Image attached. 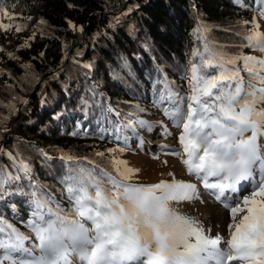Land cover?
Masks as SVG:
<instances>
[{"label":"snow or ice","instance_id":"6c2138e0","mask_svg":"<svg viewBox=\"0 0 264 264\" xmlns=\"http://www.w3.org/2000/svg\"><path fill=\"white\" fill-rule=\"evenodd\" d=\"M256 2L264 19V0ZM0 13L15 19L3 6ZM242 23L253 27L241 47L264 53V32L255 17ZM0 29L10 30L11 24L0 22ZM200 39L203 49L193 50L186 69L188 95L177 98L164 81L155 104L180 129V148L172 149L171 155L182 157L186 171L213 190L228 211L227 237L222 232L212 235L199 217L180 210V204L200 199L196 184L177 180L173 173L171 180L137 183L132 176L139 169L118 155L127 148L117 147L105 150L111 156L104 165L88 157L62 156L73 162L61 178L70 207L53 205L52 198L35 186L29 233L0 217V264H264V144L259 143L264 138V58L228 54L206 35ZM239 61L249 75L247 81L240 75ZM166 102L170 106H163ZM106 112L121 115L111 106ZM135 126L151 133L163 122L137 116L125 125ZM144 142L141 137V145ZM8 155L18 172L30 174L24 160ZM95 155L105 157V152ZM19 178L0 169V188ZM242 182H248L251 191L241 196Z\"/></svg>","mask_w":264,"mask_h":264},{"label":"trees","instance_id":"16d2710c","mask_svg":"<svg viewBox=\"0 0 264 264\" xmlns=\"http://www.w3.org/2000/svg\"><path fill=\"white\" fill-rule=\"evenodd\" d=\"M0 6L28 20L0 60L1 86L12 92L0 87V169L20 177L0 188V217L25 233L35 186L53 205L70 207L61 178L73 162L62 156L104 165L111 156L106 149L128 153L137 133H148L125 127L129 119L160 121L155 101L164 81L177 98L188 95L186 69L193 50L203 49L202 35L225 53L234 46L232 55L249 48L264 58L241 47L253 27L243 21L255 17L264 25L256 0H0ZM109 106L121 115L107 113ZM132 112L137 116L127 115ZM9 153L30 166L29 175L17 171Z\"/></svg>","mask_w":264,"mask_h":264},{"label":"rangeland","instance_id":"374dc122","mask_svg":"<svg viewBox=\"0 0 264 264\" xmlns=\"http://www.w3.org/2000/svg\"><path fill=\"white\" fill-rule=\"evenodd\" d=\"M27 21L28 20L6 18L3 17V13H0V22L11 24L10 30L5 31L0 29V60L3 58L2 55L6 52L5 50L9 48L8 42H14L17 38L20 39L23 37V25H26ZM29 22L32 24L33 20H29ZM16 27H20L22 30L17 32L15 30ZM259 31L264 32V25H260ZM233 44L240 47L238 40ZM230 50H235V47L232 46ZM230 50L226 51V53L231 54L232 52ZM245 50H249V48H241L236 54L255 56L252 53L245 52ZM256 56L261 57L260 55ZM238 66L241 69L240 73L249 77L247 71L244 70L243 61H239ZM2 81L3 77L0 76V87L2 90H5L1 86ZM260 86V84H257V87ZM4 92L8 95L12 93L9 90H5ZM163 106L170 105L166 102ZM157 118L163 122V126H156L151 133L138 132L134 141H131V134L125 132L127 140L129 142L131 141V143H129L130 150L128 153H122L120 157L128 161L131 167L139 169L138 172L133 174V181H143L144 183L153 184L160 180H171L173 177L170 176L169 173H173L177 180L189 181L196 184L200 199L180 204V210L183 213L199 217V219L204 222L206 228L210 227L212 229V235H215L217 232H222L227 237V224L230 222L228 211L224 208L223 204L216 199L213 190L205 189L201 181L186 171L185 166L181 162L182 157L171 155L172 149L180 148L178 142L180 129L175 127L170 119L163 114L162 106L160 107L159 113L154 115V119ZM250 134L249 132L248 135ZM141 137L145 141L142 145ZM259 143L264 144V138H259ZM159 145H168L169 147L161 148ZM165 161H167V163H164ZM258 179L259 169L256 175V180ZM244 189L248 191H244ZM240 190L241 196L248 194L251 191V186L248 182H242ZM229 196H231V193H229ZM211 206H213V208H211Z\"/></svg>","mask_w":264,"mask_h":264},{"label":"bare ground","instance_id":"6f19581e","mask_svg":"<svg viewBox=\"0 0 264 264\" xmlns=\"http://www.w3.org/2000/svg\"><path fill=\"white\" fill-rule=\"evenodd\" d=\"M211 208H213V206H211Z\"/></svg>","mask_w":264,"mask_h":264}]
</instances>
